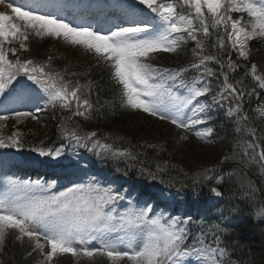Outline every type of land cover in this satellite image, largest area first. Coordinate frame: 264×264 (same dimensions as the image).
<instances>
[{
    "label": "snow or ice",
    "instance_id": "snow-or-ice-1",
    "mask_svg": "<svg viewBox=\"0 0 264 264\" xmlns=\"http://www.w3.org/2000/svg\"><path fill=\"white\" fill-rule=\"evenodd\" d=\"M0 5L6 9L0 11V149H23L31 130L25 133L15 125L29 118L40 124V114L49 107L69 113L61 115L57 125L65 143L55 147L40 140L31 147L45 158L36 162L52 169L56 179H47L48 173L36 179L13 175L0 184V250L13 234L16 241H29L28 255L37 253L39 264H53L64 254L90 262L100 257L107 264H237L228 247L222 246L220 233L226 229L214 224L192 235V216L172 215L176 195L188 185L180 182L176 193L169 191L177 182L163 178L167 162L157 163L155 172L140 170L152 180L159 177L164 187H157L128 183L101 170L91 174V161L82 164V158H70L66 148L75 145L97 158L138 159L130 149L103 142L97 131H85L74 120L88 121L99 111L91 100L92 81L71 79L80 74L53 68L51 57L37 61L23 54L30 51L32 35L81 46L104 64L121 108L166 121L205 144L212 143L214 132L206 126L213 119L210 112L223 109L237 137L249 139H234L218 164L192 172V190L196 193V185H211L212 196L222 198L225 177H235L236 188L260 219L264 200L257 205L260 189L246 170L258 166L264 177V126L255 124L264 122V101L250 109L251 117L244 102L264 96V73L251 62L250 48V42L264 40V0H132L129 4L113 0L72 5L64 0H0ZM190 42L194 62L175 69L151 62L160 53H179ZM241 68L244 73L236 78ZM189 71L195 74L189 77ZM249 77L251 87L245 83ZM9 120L15 125L4 135ZM186 140L188 136L181 135L177 143ZM227 163L239 167L219 166Z\"/></svg>",
    "mask_w": 264,
    "mask_h": 264
},
{
    "label": "trees",
    "instance_id": "trees-1",
    "mask_svg": "<svg viewBox=\"0 0 264 264\" xmlns=\"http://www.w3.org/2000/svg\"><path fill=\"white\" fill-rule=\"evenodd\" d=\"M28 45L30 51L23 54L25 57L28 56V58L37 61L43 57L36 45L31 46L29 41ZM193 47L194 43L190 42L179 53H160L156 55V61L154 59L151 62L161 67L173 69L185 66L194 62L191 53ZM250 48L251 62L257 64L260 73H264V40L256 39L250 42ZM49 57L55 60L53 63L51 59L53 68H67L70 73L80 74L79 77H71V79L79 78L81 83L92 81L91 100L99 111H94L92 118L88 121L79 117L74 118V120L85 131H97L98 138L103 142L113 144L116 148L130 149L138 159L135 161H114L97 158L86 148L75 145H69L68 151L75 153L76 158H82V164L91 161L92 174H95L96 170H101L108 175L120 177L128 183L139 182L143 185L157 187H164L160 184L159 177L152 180L147 174H141L140 170L141 168H148L155 172L157 163L167 162V172L163 178L165 180L174 178L177 182L176 186L169 191L176 193L180 187V182L188 185L186 189L181 190L176 195L177 202L174 209H170L172 215L192 216L193 223L190 225L192 235L201 230L206 231L210 225L219 224L222 229H226V232L220 233L223 241L222 246L228 247L233 261H236L237 264H264V218H256L250 202L242 198L241 192L236 188L235 177L231 180L227 176L225 177L221 187V191L224 193L222 198L212 196L209 192L211 185H196L195 187L198 188L196 193L192 190L194 187L192 172L198 171L202 167L218 164L220 157L230 152L234 139H249L246 136L237 137V134L233 132L234 124L225 117L223 109L210 112L213 119L206 126L212 127L214 132L210 138L212 143L205 144L192 133H184L166 121H161L139 110L121 108L115 84L110 80L105 66L94 60L95 58L87 56L85 59L76 60L69 56L44 55V58L39 61H46ZM248 66L251 67V64ZM243 73L244 69L241 68L235 73V77L239 78ZM194 74L192 71L187 73L189 77ZM212 82L215 85V78H212ZM245 83L251 87L253 83L251 77ZM216 90L214 87V91ZM261 101H264V96L259 99L253 96L251 102L246 99L244 111L249 112L251 117L250 109L255 108ZM61 115L67 116L69 113H62L59 109L49 107L40 114L41 128L22 130L25 133H29L31 130V134L25 137L26 146L23 149L10 148L5 150L8 153L17 154L22 167L39 165L40 163H37L36 160L43 159L31 151L32 146L38 145L40 140H44L46 145L53 144L55 147L65 143L57 131V125L61 123ZM255 124L258 128L264 126V122H255ZM3 132L4 135H7L6 131ZM105 133L110 135L106 137ZM257 134L260 135L261 133L258 132ZM181 135H187L188 140L177 143ZM161 147H163V151L160 150ZM140 161H144V163L141 164ZM38 165L36 167L39 169L44 168V166ZM219 166L225 170L239 167L235 163ZM117 168L120 171H117ZM246 171L248 179L254 181L256 187L260 189L257 201V205H259V201L264 200V177L260 175L258 166L254 165ZM125 172H127V176L124 175ZM184 173H188V175H184ZM127 186V184L123 185V187ZM7 240L6 249L0 252V259L3 264H33L38 258L37 253L28 255L29 252H32L29 242H17L13 234L8 235ZM96 264H107V261L104 258H99Z\"/></svg>",
    "mask_w": 264,
    "mask_h": 264
},
{
    "label": "rangeland",
    "instance_id": "rangeland-1",
    "mask_svg": "<svg viewBox=\"0 0 264 264\" xmlns=\"http://www.w3.org/2000/svg\"><path fill=\"white\" fill-rule=\"evenodd\" d=\"M17 2L23 3L24 0H17ZM5 10L6 9H5L4 5H0V11H5ZM29 42H30L31 46L36 45L37 50L41 52V55L43 57H40L39 60H42L44 58V55H47V56L53 55V56H58V57L69 56V57H72L73 59H76V60L85 59V58H87V56H89L91 58H95L94 60L98 61L97 57L93 53L87 52L81 46L69 45L67 42H65L61 38H53V37H47V36L41 38V37H37L35 35H32V36H30ZM26 57H28V56H26ZM66 59H68V58H66ZM154 59L156 61V56L152 59V62ZM52 61H53V63L55 62V60L53 58H52ZM100 64L104 65L102 62H100ZM14 125H15V121L9 120L7 122V127L3 131H6V133L8 135L13 130ZM15 126L19 127L21 129V131L24 129L41 128L42 127L41 124H37L36 121H33L30 118L25 120L22 124L15 125ZM43 159H45V158H43ZM8 163H9V160H8ZM8 163L6 162V166L0 165V166H4V168L7 170L4 172H0V182H2V183H3V180L6 176H11V172H10V168H9L10 166ZM8 169H9V171H8ZM22 176L25 179L29 178V175L27 173H23ZM30 178L36 179L37 177L30 176ZM7 239H8V236L5 240L3 249H6V245L8 244ZM17 242H20V241H17ZM23 242H29V241L25 238V240ZM0 252H1V250H0ZM99 258L100 257H97L94 262H90L86 257H81V258L77 259V258H74L73 256H71V254H64V255H61V256L55 258L53 264H96L97 260ZM40 259H41V257L38 256V258L35 260V262L33 264H39ZM0 264H3L1 259H0Z\"/></svg>",
    "mask_w": 264,
    "mask_h": 264
}]
</instances>
